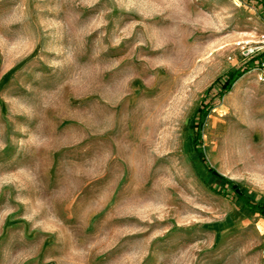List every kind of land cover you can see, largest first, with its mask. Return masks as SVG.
<instances>
[{"label":"rangeland","instance_id":"rangeland-1","mask_svg":"<svg viewBox=\"0 0 264 264\" xmlns=\"http://www.w3.org/2000/svg\"><path fill=\"white\" fill-rule=\"evenodd\" d=\"M262 50L259 0H0V264H264L191 141L211 99L206 162L264 201Z\"/></svg>","mask_w":264,"mask_h":264},{"label":"trees","instance_id":"trees-1","mask_svg":"<svg viewBox=\"0 0 264 264\" xmlns=\"http://www.w3.org/2000/svg\"><path fill=\"white\" fill-rule=\"evenodd\" d=\"M259 1L264 5V0H259ZM262 54H264V50H262L260 53L252 55V58L256 59L257 57L262 56ZM258 66H260V68H264V63L258 64ZM247 69H248L247 65H243L242 67L237 66L233 70H231L226 75V77L221 81L220 89L216 92V96H220L222 93L227 91L229 89L232 81L234 79H236L241 73H243ZM218 80H219V77L215 78L213 82H216ZM210 103H211V99H210V101H207L204 103H203V101H200V104L196 109L197 115H198V120L195 121V123H194V128H193L192 137H191L193 149H194L196 155L198 156L199 160L205 165V167L207 168V170L211 174H213L214 176H217V177L223 179L224 181H226L227 183H229L232 193L238 199H240L245 205H247L251 208H255L256 211L259 212V214L264 218V201L261 202V201H258L256 199L249 197L246 193H244L238 187L236 182H234L230 179H226L223 175L218 173L212 166H210L205 160V156L203 154V151L199 146V142H200V131L199 130H200V125L202 123V119L210 107Z\"/></svg>","mask_w":264,"mask_h":264}]
</instances>
